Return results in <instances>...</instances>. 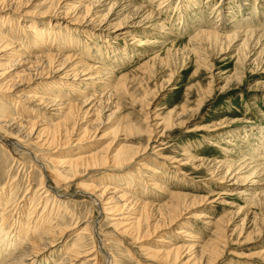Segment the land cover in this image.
<instances>
[{"label":"rangeland","instance_id":"1","mask_svg":"<svg viewBox=\"0 0 264 264\" xmlns=\"http://www.w3.org/2000/svg\"><path fill=\"white\" fill-rule=\"evenodd\" d=\"M128 1L130 0L116 1L117 8L104 21L99 19L102 22L109 20L111 24L107 22L100 26L93 24L89 27L81 22L70 24L53 12L46 14L48 7L55 6L60 0H31V4L26 7V11L30 12L24 15L13 13V6L5 0H0V34L6 36L5 39L10 36L19 39L24 46L21 51L25 54L16 57L11 53V49L4 50V40L0 39L2 67L0 73L6 74L5 78H0V120L15 118L18 124L23 123L29 128V124L24 121L38 118L33 110L36 103L24 99L23 96L32 95L34 88H38V95H43L46 90L60 94L65 92L73 102H79L95 94L93 97L97 98L98 95V98L94 103L97 100L101 103L98 112L84 115L80 111L79 122L74 126L73 131L67 134V137H72L70 144L63 147H56L57 143L50 144L41 149L44 155L60 159L69 156L74 150L82 154L98 151L101 155H105L115 153L123 144L124 146L129 144L131 149H135L142 143L147 144L150 138L149 144L152 143L130 166L109 165L108 168L101 170L81 169L82 177L73 181L66 179L62 181L65 184L63 188H59L56 179L48 174L49 171H44L34 162L28 150L33 152L35 150L27 145L29 141L25 144L10 135L9 131L0 130L2 137L0 194L7 182V189H4V192L8 195L7 199L12 200L8 201V205H4L5 200L1 201L0 215L4 212V208L10 204L12 206L6 211L9 215L7 213L5 221L9 219V223L0 226V228L4 227L0 229V240L8 231L9 238L10 232L11 238L15 237L14 226L10 229L8 225L15 219V215L12 216L14 210L11 209L18 203L24 212L22 230L15 237V245L9 246L8 251L14 253L18 250L20 245L26 242V235L32 237L36 233L34 222L41 218V212L49 200L48 212L42 216L46 217L47 228H40L37 232L44 236L49 227L55 230V227L62 223L69 224L74 229L62 237L57 235L55 239L54 235L53 239L50 238L49 241L51 239L54 241L52 245L42 250L39 259L28 264H61L62 258L70 253L72 245L75 244L74 236L87 225L89 229L86 232L87 240L84 242L88 244L86 246L88 249L84 247L83 250L91 249L92 252H98L100 259L93 263L87 262L89 257L86 258L87 256L84 255L77 261L73 259L71 264H90V262L108 264L106 257L108 253L113 254L119 264H172L158 258L154 260L147 249H155L153 246L156 244L155 240L165 232L169 235L166 239L175 241V230L183 226L193 232L198 239L197 250L202 249L201 246L205 243H209V248L217 244L216 247L220 251L215 264H264V195L260 199L254 197L264 191V172L259 171L264 168V61L259 62V57L258 60L256 59L258 51L261 50V58L264 60V46L254 51L250 48L251 45L244 46L251 51L247 61L248 50L246 48L244 50V47L240 49L243 41L240 36L238 39L219 41H202L199 38V40H191L200 30H210L222 33L224 36L232 34L237 29L264 30V0H196L200 6H194L191 0H156L152 5H150L152 0L150 3L148 0L133 1V6L146 3L149 5V10L154 12L153 20L166 25L162 31L159 28H144V25L150 22L141 23L142 25L133 24L142 18L131 17L132 14L128 10L117 13L119 5L126 6ZM182 1L186 2L187 6H184ZM107 12V10L102 11L99 15L103 17ZM219 13L220 16L217 17ZM221 14L227 17L224 18ZM222 16L223 21H226L224 25L220 20ZM73 18L76 19L74 13L67 16L68 20ZM99 20L97 23L100 22ZM118 22L123 23L121 27H116ZM125 32L128 34H124ZM42 34L46 36L45 46L54 49L61 44L63 50H69L67 55L76 53L77 58H73V62L66 70L72 68L76 70L80 67L83 69L88 67V64H95L98 67H106L107 69L102 70L109 72L103 78L92 79V71L87 70L82 72L86 75H80L82 79H66L68 82H63L65 85L62 79H59L60 72L58 74L52 72L44 74L45 78L41 77L22 87L17 86L21 84L20 79L22 82L27 80L24 76L29 71L35 73L34 68H30V64L27 63L30 60L27 56H33L38 52L36 47L39 46L33 44V41L36 36ZM134 35L158 43L149 48L148 45L137 46ZM63 38H73L74 46L66 45L67 42L63 41ZM262 39L264 41V37ZM10 54L13 58H10L12 57ZM154 57L157 58L156 64L148 68L141 67L143 63ZM77 71L81 72V70ZM68 85L71 89L67 88ZM111 92V97H108ZM200 101L203 105L198 108ZM92 102L88 103L85 110L93 107ZM102 108L103 113H100L99 109ZM148 110L154 114L149 122L144 118ZM170 116L179 118L177 121L180 122L177 128L163 133L164 118L168 119ZM97 117L100 119L93 121ZM40 118L50 119L46 116ZM156 121L162 122L163 125L158 128L153 127L150 133ZM85 131L88 137L79 142L80 134ZM160 132L163 133V137H160ZM16 142L22 144L21 146L24 145L27 150L16 147L14 145ZM191 157L195 159L192 160ZM175 158L177 162L173 161ZM241 161L244 165L251 164L252 169H242L241 174L238 175L241 176V180H236L234 176L225 178L228 164ZM144 163L151 169L142 168ZM182 163L185 165H180ZM176 165H180L181 170L176 169ZM61 169L70 172L67 171V166L63 165ZM153 179L160 180L169 192L183 193L184 197L187 196L184 202L188 204L194 202V199L205 198V201L197 202L195 207L182 206L184 214L181 212V219L179 218L176 224L145 240L124 235L116 228L114 230L105 213H101L95 205L93 195L85 193L93 190L84 188L88 183L92 187L93 184H97L100 185V189L108 187L109 197L127 192L125 197L133 201H148L151 197L150 200L157 203L168 202L170 195L149 185ZM12 182L13 185L10 186ZM79 183L83 185L79 186ZM121 189L126 190L114 193ZM59 192L64 196H59ZM45 193L49 194L48 198H44ZM152 193L156 195L151 196ZM38 197H41L42 202L38 203ZM54 198L61 200L62 203L52 204ZM123 202L126 201L120 203ZM36 204L39 207L34 211ZM204 214L208 217H200ZM28 224L31 228H28ZM94 225L97 229L100 227L102 239L105 240L106 237L108 239L109 246L105 247L106 250L100 249V240L96 235L92 236ZM27 229H30L29 232ZM92 240L97 248H94ZM188 240L192 238L185 236L176 240V243L185 246L189 245Z\"/></svg>","mask_w":264,"mask_h":264},{"label":"bare ground","instance_id":"2","mask_svg":"<svg viewBox=\"0 0 264 264\" xmlns=\"http://www.w3.org/2000/svg\"><path fill=\"white\" fill-rule=\"evenodd\" d=\"M5 1H7L9 4H11V6H13L12 7L13 13L18 12L20 14L23 13L22 15H24V14H28V12H30V11H26V9H27L26 7H28L31 4V0H27V1H25V0H5ZM116 1H121V0H116ZM116 1H114V0H111V1L110 0H60V2H58V4H56L55 6L51 5L50 7H48V10L46 8V10H47L46 14L53 12L54 14L60 15V17L65 19L66 22H68L70 24H74V25L78 24L80 22L84 26H89V27H91V25H93V24H94V26H97V25L100 26V25L105 24L107 22H108L107 24H111L112 22H110L109 20H107V22H102V21H104L107 18V16L110 13H112L115 10V8H117L116 7V5H117ZM133 1H135V0L128 1V3H126V6H123L124 4H122L120 6L119 5L120 2H119L118 5L120 8L118 7L119 10L117 11V13L124 11V10H128V11H130V14H132V15H130L131 17L134 16L135 18H142L141 20H138L137 22H134L133 24L142 25L141 23L150 22V24H148L149 26L146 24V25H144L145 26L144 28H146V29H149V27H151L152 29H158L159 28L161 31L163 29H165L166 25L163 22L160 23V21H158V20H155V19L153 20V18H155L154 12L152 10H149V5H147V3L144 5H140V6H133L132 5ZM148 1L150 3L151 0H148ZM152 1L153 2H151L150 5H152V3H154V1H156V0H152ZM166 1H168V0H166ZM191 1H192L191 3H193L194 6H196V5L200 6V4H198V2H196V0H191ZM3 3H5V2H3ZM183 3H184L183 4L184 6L185 5L187 6L186 2H183ZM167 5H168V3L166 4V6ZM248 5H250V4H248ZM105 10H107L108 12L106 14H104L103 17L101 15H99L100 12L105 11ZM73 13L75 14L76 19L73 18L71 20H68L67 16H69V15L71 16V15H73ZM221 15H223V14H221ZM218 16H220V13H219V15L217 14V17ZM223 16L220 18L221 21H223ZM254 16H255V13H254ZM226 17L227 16H224V18H226ZM99 19L102 21H100ZM128 19H130V17ZM98 20L100 21L99 23H97ZM180 20H182V19L180 18ZM247 21H248V19H247ZM225 22L223 21V25ZM122 24H123L122 22H118L116 27H118V26L121 27ZM114 27H115V24H114ZM29 31H31V30H29ZM124 34H128V33L125 32ZM0 36H2V38L0 37V39L4 40V44H3V45H5L4 50L5 49H11L12 50L11 53H14L13 55L16 57L17 56L21 57V56L25 55L24 52L21 51L24 46H23V43L19 42V39L17 40L15 38H13L12 36L7 37L5 39L6 36H4L2 34H0ZM238 36L242 37V40H243L242 45L240 46V49L243 48L244 46H248V45L250 47V45H251L250 48H252V51H254V50H258L259 47L264 46V41L262 39L264 37V30H261L258 28L257 29H255V28L246 29L245 28L244 30L237 29V30H234V32L232 34L226 35V36H224V34H222V33L220 34L218 32H214V31H210V30H200L197 34H195L191 38V40H199L200 39L202 41L203 40H211V41L212 40H218L219 41L220 39H223V40H230L231 38H237L238 39ZM49 38L50 37H48V39ZM45 39H46V36H43V34L38 35L34 38L35 41H33V44L39 46V47H36L37 49L36 48H34V49H36V51L38 50V52L33 56H30V55H29L30 57L27 56V58L30 60H28L29 62H27V61L26 62L30 64V68H34L35 73L32 74L29 71L30 74L27 73V75L24 76V78H26L27 80L25 82H22V79H20L21 84L19 85L17 83L18 84L17 86H19V87L25 86L26 84H29V83L35 81L36 79H40L41 77L44 76V74H50L52 72L56 73V74H58L60 72L58 75L61 76L59 79H62V83L68 82V80H66V79H69V78H72V80L78 79V78L82 79V78H80V75L81 76L86 75L85 73L82 74V72L87 71V70L92 71L91 72V75H93L92 79L103 78L109 72V71L105 72V70H102L106 67H104V68L98 67V66H95V64H93V65L88 64L89 66L83 67V69H81V67H80L76 70H74V68H72L70 70H66V68L69 66V64L71 62H73V58H75V57L77 58V56H75L76 53H73V54L70 53L67 55V53H69L68 52L69 50H63L64 47L61 46V44L58 45V48L53 47L54 49H57L55 51L54 49H52V47L45 46L47 44ZM63 41L67 42L66 45H68V46H74L73 43L75 42V40L73 41V38H67V39L63 38ZM134 42H136L138 44L137 46H141V47L148 45L147 48L151 47V45H155L158 43L155 40L142 39L138 35H136V36L134 35ZM28 45H29V43H28ZM257 46H258V48H257ZM45 47H47V48H45ZM245 48L246 47H244L243 49L246 50L247 48L246 49ZM44 49H47V50H44ZM247 50H248L247 54L246 53L245 54H246L247 61H248V57L251 55V53H250L251 51H249V49H247ZM137 52H139V51H137ZM248 52L250 54H248ZM10 56H12V55L10 54ZM3 57H5V55H3ZM258 57H259V62H260V60H261V62L264 61L261 58V50L258 51V56L256 58L257 60H258ZM10 58H13V56ZM27 58H26V60H27ZM82 58H84V57H82ZM155 60H157V58L155 59V57H154L152 60H150V61L148 60L147 62L143 63L141 67L148 68L150 65H154V64H156ZM24 62H25V60H24ZM3 67H4V65H3ZM1 68L2 67L0 65V69ZM77 70H81V72L77 71ZM90 71H88V72H90ZM103 71H104V73H102ZM7 72H8V70H7ZM25 72H26V70H25ZM5 76H6V74L0 73V78L3 79V78H5ZM18 76H19V74H18ZM43 78H45V77H43ZM13 82H15V81H13ZM76 82H77V80H76ZM63 84L65 85V83H63ZM58 87H60V85ZM49 88H50V86H49ZM67 88L71 89V86L68 85ZM114 90H115V88L113 89V91ZM38 91H39L38 88H34L32 95L28 96L25 94L26 96H23V98L25 97L24 99H28L30 101H35V103H36V104H34L33 110H35V113H36L35 115H38V118L34 119V120L31 119V120H28L26 122L24 121V123L29 124V126H28L29 128H26L25 124H23V123L18 124L16 122L15 118H10V119H5V121L0 120V130H4L5 132L9 131L10 135L15 136L18 141H20V142L22 141L25 144L29 141L27 143V145L32 146L33 149L35 150V152L28 150L30 155L33 156L34 162L44 171H46V172L49 171L48 174L50 176H53L54 179H56V181L59 184V186H58L59 188H63V185H65V184L62 183V181L66 180V179L73 181V179H76L78 177L79 178L82 177V176H80L81 175V169L101 170V169L108 168L109 165H112L115 167H122V166H128V165L130 166V164L136 162L135 160L139 159L142 156V154L147 151L148 146L152 144V143L149 144V141L151 140V138L149 139L147 144L144 145L142 143V144H140V146H137L136 148L134 147L135 149H131L130 148L131 146H129V144H128V146H126V145L124 146V144H123L115 153L111 152V153H106L105 155H101V153L98 151L97 152L93 151L92 153L82 154L81 152H75L77 150H74V152L72 154H69V156H65V157H62L60 159L44 155L43 154L44 152H42L41 149L46 148V146H49L50 144L57 143V146L55 145L56 147H63V145H69L72 137H67V134L68 133L70 134L73 131L74 126L77 125V123L79 122L78 119H79V116L81 114L80 111L83 112L84 115H86V114L88 115L92 112L96 114L98 112V106L101 103L98 102V100H97V102H96L97 106H96V103H94V101L98 98V95H97V98H94L93 96H95V94L93 96L87 97V98L84 96L85 99H81V101H79V102L78 101L73 102L72 100H70L68 98V94H66L65 92H64V94H60L59 92L46 90L43 92L44 93L43 95H40V94L38 95L37 94ZM69 94H71V93H69ZM111 95H112V92L110 94H108V97H111ZM99 98H101V97H99ZM91 102L93 103V107H89L85 110V107L88 105V103L90 104ZM202 105H203V102L200 101L198 108L202 107ZM146 108H148V107H146ZM148 109H150V108H148ZM99 112L103 113V108L99 109ZM181 112H179L178 114L180 115ZM153 115L154 114H152V111L148 110L146 112V117H144V118H145V120H148V122H149L150 119H153ZM43 116H46L50 119H41L40 117H43ZM94 119H93V121H96L100 118L97 117L95 120ZM177 120H179V118L175 119L172 116H170L168 119L164 118L163 122L165 125H164L163 133L165 131L168 132V131H171L172 129L177 128V126H178L177 124L180 122V121L178 122ZM94 124H93V128H94ZM97 124H99V123H97ZM150 125H152V122L150 123ZM161 125H163L162 122L159 123V121H156V123L153 124L152 127L150 126L152 128V130H150V127H149L150 133H151V131H153V127L158 128ZM154 130H156V129H154ZM163 133H161L160 137H163ZM251 135H253V134H251ZM86 136H87V132L85 131L83 134H80L78 141L79 142L84 141ZM0 139H2L1 136H0ZM261 141L262 140H260V142ZM263 141H264V136H263ZM4 142H5V140H4ZM4 142L2 141V143H4ZM14 145H16V147H18V148L22 147V148L26 149L24 147V145L21 146L22 144H19L18 142H16ZM10 153H12V152H10ZM43 157H44V159H43ZM172 158H174V157H172ZM195 158H192V160ZM173 161L175 162L176 158ZM172 162H170V163H172ZM242 163H243V161L237 162V163L233 162L231 164H228L227 171L225 172L224 177L227 178L228 176H234V178H236V180H241L242 179V178H240L241 176H238V175L241 174L242 169H248V170L252 169V167L250 166L251 164H248V165L245 164L244 165ZM63 165L67 166L68 170L67 169L66 170L68 172L70 171L71 174H69L70 172L67 173V172H65V170L61 169V167H63ZM147 165L144 163V164H142L141 167L144 169H148V170L151 169V168H149L150 166H147ZM180 165H185V164L182 163ZM180 165H176L175 168L178 170H181ZM259 171H261V173H263L264 168L260 169ZM7 175H9V174H7ZM6 183L4 184L3 190L0 194V206H1V201H3V200L6 201L4 205H8L9 204L8 201H12V200H8L9 198L7 199L8 195L5 194V192H4V189H7L6 186L8 185V183L7 184ZM11 185H13V182H12V184H10V186ZM81 185H83V183H79V186H81ZM149 185L152 188L155 187L154 189L157 188V190H159L160 192H164V193L166 192V194L171 196L170 200H168V202L165 201L166 203H164V204H161V203H157L156 201H151L150 199H152V198L150 197V199L148 201H141L140 202L138 200L133 201V200L127 199L125 197L127 192H124V190H126V189H124V190L121 189L123 191L120 190V191L114 192V193L124 192L123 194H121L119 196L116 194L117 195L116 197H113L115 195H112L111 197H109V195H108L109 189L106 186L103 189H100L99 188L100 185L93 184V187H92V185H89V183H88L89 187L84 186V188L85 189L87 188L89 190H93V191H89V192H85V193H89V194L93 195L95 205L98 207V209H100L101 213H103V214L105 213L109 224H111V226L114 227V230L116 228V230H118V232H121L124 235H127V236L129 235V236H132L134 239H142V240L148 239L151 236L156 235L160 231L163 232V231H165L166 228H170L174 224H176L177 221L179 220V218L181 217L182 213H183L182 212V210H183L182 206H186L188 208L189 207H195L197 205V202L201 203V202L205 201V198H201V200L194 199V202L188 204V203L184 202V201H186L185 198H187V196L184 197L183 193L179 194V193L169 192V189L167 190V188L164 187V185L160 182V180H156V179L154 180L153 179V180H151V182H149ZM12 195H13V193L10 194L9 196L11 197ZM61 195H62V197L64 196L63 194H60V192H59V196H61ZM150 195L154 196L156 194L152 193ZM262 195H264V191H261L260 194H258V195L256 194L254 197L260 199V197H262ZM41 196H42V194H41ZM48 196H49V194L47 193L44 196V198H48ZM60 201L61 200H56V199L54 201L52 200V204H53V202H55V203L57 202L58 204L62 203ZM121 201H126V202H123L121 204L120 203ZM40 202H42L41 197L39 198L38 203H40ZM63 203H67V202L63 201ZM113 203H116V204H113ZM13 205H15V203ZM11 206L12 205L10 204L6 208H4V212L2 213V215H0L1 216L0 217L1 218L0 226L9 223V219H8V221H5V217L8 213L6 211ZM49 206H50V203L48 200L43 212H41L42 213L41 218L37 219L34 222L35 226H33V227L35 228V230L37 229L36 233L33 234L34 236H32V237L26 235V237H25L26 242H24V243L22 242L23 244L20 245V248L18 250H16L14 253H11L10 251H8V248H9V246L15 245V242H16L15 237L18 236V233L19 234L21 233V230H22L21 226L23 225L22 220L24 217V212L22 211L23 208L20 209V205H18V203H17V206H14V208L11 209V211L14 210V213L12 214V216L15 215L14 216L15 219L10 217L13 219V221H12L13 223H10L8 225V227H10V229H11V227L14 226L13 233H14L15 237L11 238V232H10V238H9V231L5 236H2V239L0 240V264H28L32 261H35V259H39L41 257L42 250H44L45 248L50 247L52 245V243L54 242L52 240L54 238L53 237L54 235L56 236L55 237V239H56L57 235L62 237L63 235H65V233H67L71 229H74V227H71V225L68 224L69 225L68 226V225H65L64 223H62L58 227H55L56 228L55 230H52V228L48 226L49 230L45 232L46 234L44 233V236L43 235L41 236V234H39L40 232H37V231H39L40 228H45L47 225L46 217L43 218L42 216L48 212L47 207H49ZM2 207H3V205H2ZM38 207H39V205L36 204L34 207V211H37ZM52 207H54V206H52ZM8 215H9V213H8ZM30 217H32V216H30ZM200 217L207 218L208 215L204 214L202 216L200 215ZM77 221H79V219ZM243 222H245V220ZM77 224H78V222H77ZM95 226L96 225H94L93 230H92L93 231L92 236L95 237V235H96L97 238L100 240V243H101L100 249H103V248L105 249L106 246H109L108 239H106L107 237L106 238L104 237L105 240H103L101 237L102 234H101L100 227H98V229H97ZM2 228H4V227H2ZM2 228H0V229H2ZM28 228H31V226L29 225ZM88 229H89V226L87 225L82 230H80L78 234L75 233V234H77L76 236H74L76 238L75 244L72 245V248L70 249V253L62 258L63 262L61 261V264H71L70 262L73 259H74L73 261H75V260L77 261L79 258H82L84 255L87 256V257L85 256L86 258L89 257L87 262L91 261L93 263L96 260L99 261L100 258L98 259V252L97 253L92 252L91 249L86 250V249H88V248H86V246L88 244L86 245V243L84 241L87 240V237H86L87 233L86 232H88ZM27 230L29 232L30 229H27ZM40 231H42V230H40ZM102 231H103V233H105L104 229ZM167 233L168 232L163 233L161 236H159L158 239L155 240L156 244L153 245L155 247V249H152V248L147 249L150 257L151 256L154 257L153 258L154 260L158 258V259H161L163 261H166V262L172 263V264H215L216 258L219 256V251H220L216 247L217 244L214 245L213 247L209 248V246H208L209 243H205L204 245L201 246L202 249L197 250L199 248V243L196 242V241H198V239L196 238V236L194 235L193 232L189 231V229L187 227H184V226L175 230V233H176L175 241H170L169 239H166V237L169 236ZM36 235H38V236H36ZM39 236H41V237L37 238ZM185 236L192 238V240H188V241H190L189 245L184 246V245H179L178 243H176V240L178 241V239H183V238H185ZM50 238H52L51 239L52 241L51 240L49 241ZM93 245H94V248H97V245L95 244L94 241H93ZM84 247L86 248L85 250H83ZM11 249H12V247H11ZM5 251H8V252H5ZM147 251H146V253H147ZM82 253H83V255H82ZM106 257H108L107 258L108 264H119V263H117L118 260L115 258V256H113V254L108 253ZM112 257H113V259H112ZM116 257H118V256H116ZM68 260H70V261H68ZM91 262H90V264H91Z\"/></svg>","mask_w":264,"mask_h":264}]
</instances>
